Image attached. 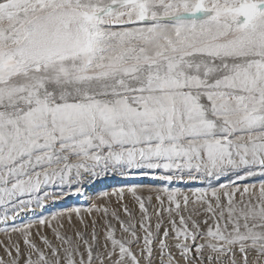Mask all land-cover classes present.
Listing matches in <instances>:
<instances>
[{
    "label": "snow or ice",
    "instance_id": "1",
    "mask_svg": "<svg viewBox=\"0 0 264 264\" xmlns=\"http://www.w3.org/2000/svg\"><path fill=\"white\" fill-rule=\"evenodd\" d=\"M118 177L0 264H264V0H0L3 222Z\"/></svg>",
    "mask_w": 264,
    "mask_h": 264
},
{
    "label": "rangeland",
    "instance_id": "2",
    "mask_svg": "<svg viewBox=\"0 0 264 264\" xmlns=\"http://www.w3.org/2000/svg\"><path fill=\"white\" fill-rule=\"evenodd\" d=\"M178 186L181 187L183 190L187 191L188 187H197L201 185L192 184V185H178ZM119 187H126V184L121 181V178L118 177L115 180H112V179L105 180L102 183H96L94 185L86 187V192L84 196L73 195L70 197L62 198L55 203H53L51 200L46 201L44 209L34 208L35 214H33V210L25 209L24 212L20 213L17 219L9 220L7 224H5L2 220V216L4 215V206H0V229L4 227L12 226V225L19 226L24 223L33 222L32 232H33L34 239L36 238L37 231H40L42 235H48L49 238L51 239L52 238L51 232L47 228L41 229L39 225L35 223V221L38 218L40 217L50 218L51 215L55 212L66 211L67 209L71 207H80L82 209L81 215L84 216L85 220L88 221L90 224L91 217H89L87 212L83 211V209L90 207L93 203H97V204L106 203L109 205L110 208L117 207V198L115 196H109L108 199H97V197L100 196L101 193L105 191H107L108 193H112L116 188H119ZM44 190L48 192H54L57 194H59L61 191L60 188L53 187V186L46 187ZM65 190H68V189H65ZM138 194L146 197L149 195V192L146 189H143V190L138 189ZM152 195L154 196V194ZM123 203L128 204L130 208L135 207L132 197L128 195L127 192H125V198H124ZM152 203L153 204L156 203L155 199H153ZM149 210L150 212L152 211L151 208ZM8 215H11L10 206H9ZM93 215L96 216L97 214L93 213ZM121 215L123 216V213H121ZM75 219L76 218L74 216L73 220L75 221ZM117 229H118V225H117ZM116 235H117V238L121 237L122 234L120 233L119 229L117 230ZM17 238H18L17 234H13V240H16ZM0 241L7 242V237L4 235L2 231H0ZM37 243H39L38 240H37ZM0 257L7 260V256L4 253V250L2 247H0Z\"/></svg>",
    "mask_w": 264,
    "mask_h": 264
}]
</instances>
